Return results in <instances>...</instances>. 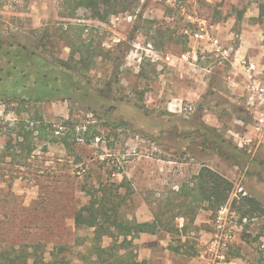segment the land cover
Wrapping results in <instances>:
<instances>
[{"label":"rangeland","instance_id":"obj_1","mask_svg":"<svg viewBox=\"0 0 264 264\" xmlns=\"http://www.w3.org/2000/svg\"><path fill=\"white\" fill-rule=\"evenodd\" d=\"M96 2L0 0V249L86 264L93 229L73 216L89 189L153 221L138 260L264 264V0ZM202 19L225 58L193 37ZM42 81L71 94L38 101ZM19 133L29 148L3 157ZM202 166L232 184L220 221L221 208L184 219L179 186Z\"/></svg>","mask_w":264,"mask_h":264},{"label":"trees","instance_id":"obj_2","mask_svg":"<svg viewBox=\"0 0 264 264\" xmlns=\"http://www.w3.org/2000/svg\"><path fill=\"white\" fill-rule=\"evenodd\" d=\"M80 2L87 1L88 4L96 5V0H79ZM122 1V0H121ZM127 6V5H126ZM259 18L264 19V2L259 4ZM7 77V74L4 75ZM2 77H0L1 79ZM5 79V78H4ZM45 86L44 89L37 87L35 91L36 100L44 101L51 100L57 94L70 95L72 86L65 85V87H54L47 81H42ZM8 89V88H6ZM11 97H23L22 90H15L13 87ZM5 94V93H3ZM0 93V98L3 95ZM52 129V133L54 132ZM23 138H16L12 144V139L6 141V146L3 151V157L7 155V152L13 146H17L20 149L29 148L25 144L26 135L19 133L18 136ZM61 141H65L64 137L60 138ZM238 154H242L241 150L237 148H231ZM7 151V152H5ZM22 156V155H20ZM232 190V184L229 180L216 173L207 166H202L198 174L191 180V183L179 186V194L181 196L180 206H184V219L193 220L196 211L200 208L209 209L210 211H216L226 204L228 197ZM89 189L86 192L90 194L91 199L88 203L81 205L74 213L73 223L76 228L86 226L92 228V244L87 250V254L84 255L86 264H150L145 260H138L135 252L131 249L133 239L141 232L155 233L153 228V221L151 222H137L136 220H122L118 217L115 210H117L118 204L112 206L109 210L106 209L107 198L104 194L96 196ZM243 201L238 210H241L243 206L251 203L249 197H242ZM253 203V200H252ZM254 204V203H253ZM252 204V205H253ZM241 216L246 214V211H241ZM189 215V216H188ZM185 226V224H184ZM107 236L111 239L108 246L101 244L102 238ZM39 244H31L29 246H17L11 249H0V264H57L54 259L58 260V264H68V261L64 257L50 252L49 261H45L44 257L38 255L37 250ZM54 258V259H53Z\"/></svg>","mask_w":264,"mask_h":264},{"label":"built area","instance_id":"obj_3","mask_svg":"<svg viewBox=\"0 0 264 264\" xmlns=\"http://www.w3.org/2000/svg\"><path fill=\"white\" fill-rule=\"evenodd\" d=\"M210 26V24L208 23L207 20L202 19L199 23H198V30L193 34V37H195L198 40H210L211 41V45L215 46L216 50H217V55H219L221 58H225L228 54V51L226 49L221 48V45L219 44L220 42H218V39L215 37H210L209 34V30L208 27ZM226 209L225 206L221 207V209L219 210V216L218 219L219 221L222 219V213L223 211ZM220 227V229H222V225L221 223L218 225Z\"/></svg>","mask_w":264,"mask_h":264}]
</instances>
